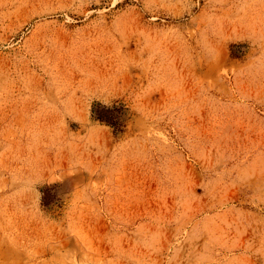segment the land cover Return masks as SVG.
Segmentation results:
<instances>
[{
  "label": "rangeland",
  "instance_id": "rangeland-1",
  "mask_svg": "<svg viewBox=\"0 0 264 264\" xmlns=\"http://www.w3.org/2000/svg\"><path fill=\"white\" fill-rule=\"evenodd\" d=\"M0 264H264V0H0Z\"/></svg>",
  "mask_w": 264,
  "mask_h": 264
},
{
  "label": "trees",
  "instance_id": "trees-1",
  "mask_svg": "<svg viewBox=\"0 0 264 264\" xmlns=\"http://www.w3.org/2000/svg\"><path fill=\"white\" fill-rule=\"evenodd\" d=\"M98 119H100V120H102V121H108V120L104 119V117H102V116H99ZM108 123L113 124V122H110V121H109Z\"/></svg>",
  "mask_w": 264,
  "mask_h": 264
}]
</instances>
